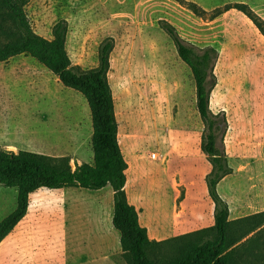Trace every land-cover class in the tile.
<instances>
[{
	"label": "rangeland",
	"instance_id": "obj_1",
	"mask_svg": "<svg viewBox=\"0 0 264 264\" xmlns=\"http://www.w3.org/2000/svg\"><path fill=\"white\" fill-rule=\"evenodd\" d=\"M185 1L210 14L244 3L264 20V0ZM25 11L33 31L49 40L66 21L67 53L84 70L98 65L101 42L115 39L109 80L128 163L127 192L136 204L161 205L183 235L211 227L206 178L212 167L201 151L204 125L191 69L159 23L169 22L194 45L215 47L220 57L211 109L226 113L233 169L218 193L237 220L264 212V36L247 17L232 10L202 19L174 0H29ZM92 135L90 109L79 92L30 56L0 63V148L66 157L74 169L94 164ZM15 203L17 189L0 185V220ZM242 221L235 235L247 224ZM243 242L236 249L240 264H264V225ZM114 259L126 264L122 255Z\"/></svg>",
	"mask_w": 264,
	"mask_h": 264
},
{
	"label": "trees",
	"instance_id": "obj_2",
	"mask_svg": "<svg viewBox=\"0 0 264 264\" xmlns=\"http://www.w3.org/2000/svg\"><path fill=\"white\" fill-rule=\"evenodd\" d=\"M199 18L215 20L235 10L247 17L264 36V20L244 3H234L211 14L195 3L174 0ZM29 0H0V63L26 55L44 66L67 88L79 92L87 101L93 128L94 164L74 169L66 157H50L30 151L0 148V185L17 189L16 209L0 222V243L25 217L29 197L40 190L64 188L99 191L111 187L114 193L113 226L121 234L122 257L126 264H240L236 249L243 240L264 225V212L248 219L230 221L228 203L218 193V185L233 172L225 149L229 128L224 111L214 113L211 96L217 85L215 70L219 52L215 47H199L183 39L169 22L161 29L171 38L181 60L191 69L196 87V108L204 125L201 151L212 169L206 178L208 194L214 204V225L163 242L150 240L139 222L136 208L128 202L125 187L128 163L119 140V122L110 85L109 72L115 39L105 38L98 49V65L84 70L73 66L66 49L68 24L58 22L52 39L37 35L25 7ZM242 221L240 232L233 227ZM246 231V232H244ZM250 239V238H249Z\"/></svg>",
	"mask_w": 264,
	"mask_h": 264
},
{
	"label": "crops",
	"instance_id": "obj_3",
	"mask_svg": "<svg viewBox=\"0 0 264 264\" xmlns=\"http://www.w3.org/2000/svg\"><path fill=\"white\" fill-rule=\"evenodd\" d=\"M125 191L150 240L163 242L183 235L177 233L182 226L170 224L161 205L136 204L131 202L127 184ZM229 207L230 221L239 219ZM15 209L16 203L10 212ZM113 217L111 187L40 189L30 195L25 217L0 243V264H120L114 256L122 255L121 234L113 226ZM208 222L214 225L212 204Z\"/></svg>",
	"mask_w": 264,
	"mask_h": 264
},
{
	"label": "built area",
	"instance_id": "obj_4",
	"mask_svg": "<svg viewBox=\"0 0 264 264\" xmlns=\"http://www.w3.org/2000/svg\"><path fill=\"white\" fill-rule=\"evenodd\" d=\"M151 157H152L153 159H157V154H153V155H151Z\"/></svg>",
	"mask_w": 264,
	"mask_h": 264
}]
</instances>
